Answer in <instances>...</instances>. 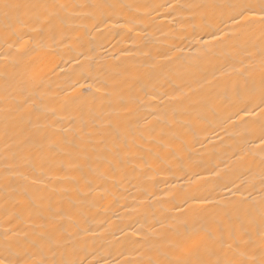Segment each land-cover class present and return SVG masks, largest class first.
Segmentation results:
<instances>
[{
    "label": "bare ground",
    "instance_id": "bare-ground-1",
    "mask_svg": "<svg viewBox=\"0 0 264 264\" xmlns=\"http://www.w3.org/2000/svg\"><path fill=\"white\" fill-rule=\"evenodd\" d=\"M241 2L0 0V249L141 264L157 235L199 247L210 216L253 210L258 223L264 31L231 18ZM96 3L130 7L95 18L74 7ZM133 131L150 167L95 181L106 146Z\"/></svg>",
    "mask_w": 264,
    "mask_h": 264
},
{
    "label": "snow or ice",
    "instance_id": "snow-or-ice-1",
    "mask_svg": "<svg viewBox=\"0 0 264 264\" xmlns=\"http://www.w3.org/2000/svg\"><path fill=\"white\" fill-rule=\"evenodd\" d=\"M5 9L13 7L12 5H3ZM19 7V6H16ZM44 7H67L66 5H46ZM74 7H88L93 10L90 13L91 18H95L96 14L104 16L109 10L117 8L130 7L126 5H116L109 3H96L86 6L75 5ZM199 7V6H198ZM204 7L218 8L220 5H206ZM226 7L232 9L234 15L233 20L240 23L241 20H247L249 17H258V22L264 31V0L258 2H244L229 4ZM247 27L241 25V29ZM245 33L240 31L237 40H243ZM261 87H260V103L264 109V41H262L261 50ZM237 94H240L237 88ZM254 93V89L252 90ZM159 119V117H157ZM154 132V129H145L139 132L140 140H147L148 136ZM132 139L129 141L127 135H121L117 132L116 137L106 146L103 155L97 158V169L94 174L95 181H103L106 179L104 169L107 168L113 173L118 172L125 165L134 161H142L146 166L150 167L149 161L145 156L140 155L143 148L137 143V133H131ZM154 140V136L152 137ZM260 143L264 144V124L261 125ZM137 149L134 153L133 149ZM20 159L35 167V156L29 158L21 155ZM157 160L162 162L157 156ZM27 179V177H25ZM6 187H11L15 183L14 176H5ZM85 183L91 185L94 181L88 177H84ZM38 181L33 180L32 184ZM260 184L262 188V196L257 215L253 210H249L241 215H234L231 212H225L223 217L219 214L210 216L205 220L204 239L202 244L197 248H189L184 242H172L167 236L157 235L153 242H150L149 248L154 255L149 257L141 264H264V171L260 175ZM27 192V189H26ZM49 216L45 218L46 225L57 226V213L49 206ZM200 209H193L195 216H199ZM0 264H81V261L72 258L60 260H48L42 258L35 260L32 256L18 247H12L5 244L0 249Z\"/></svg>",
    "mask_w": 264,
    "mask_h": 264
}]
</instances>
